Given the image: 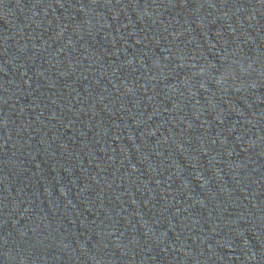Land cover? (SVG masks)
<instances>
[{"label":"water","instance_id":"water-1","mask_svg":"<svg viewBox=\"0 0 264 264\" xmlns=\"http://www.w3.org/2000/svg\"><path fill=\"white\" fill-rule=\"evenodd\" d=\"M0 264H264V0H0Z\"/></svg>","mask_w":264,"mask_h":264}]
</instances>
